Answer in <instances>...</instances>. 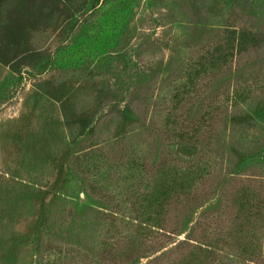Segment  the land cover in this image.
I'll return each mask as SVG.
<instances>
[{"label":"rangeland","instance_id":"374dc122","mask_svg":"<svg viewBox=\"0 0 264 264\" xmlns=\"http://www.w3.org/2000/svg\"><path fill=\"white\" fill-rule=\"evenodd\" d=\"M188 263L264 264V0H0V264Z\"/></svg>","mask_w":264,"mask_h":264},{"label":"trees","instance_id":"16d2710c","mask_svg":"<svg viewBox=\"0 0 264 264\" xmlns=\"http://www.w3.org/2000/svg\"><path fill=\"white\" fill-rule=\"evenodd\" d=\"M114 0H91V9H96L97 7L100 6L101 3H110ZM234 37V36H233ZM235 38V37H234ZM240 44V43H238ZM230 47H231V51L227 52L226 54L224 55H220L221 57H225L224 60H225V63H227L229 61V58L233 57V54H234V51H235V40L233 39L232 42L230 43ZM239 52V51H238ZM219 53V52H218ZM215 61V60H213ZM217 63L219 62L218 59H216ZM211 67H214V64H211ZM188 264H193V263H188Z\"/></svg>","mask_w":264,"mask_h":264}]
</instances>
